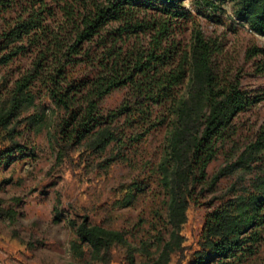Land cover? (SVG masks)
I'll list each match as a JSON object with an SVG mask.
<instances>
[{"label":"trees","instance_id":"16d2710c","mask_svg":"<svg viewBox=\"0 0 264 264\" xmlns=\"http://www.w3.org/2000/svg\"><path fill=\"white\" fill-rule=\"evenodd\" d=\"M225 5L264 36V0H191L193 10L184 0H0V167L13 154L35 157L29 135L46 128L57 166L143 169L114 206L149 194L159 203L134 229L75 209L67 222L79 264H113L118 251L130 264H184L195 204L209 210L187 264H264V121L246 144L234 139L236 118L264 100V88L243 83L226 37L206 35L199 19L224 22ZM245 59L264 74V46H249ZM116 91L121 102L105 107ZM157 131L162 142L146 156ZM0 215L15 220L7 207Z\"/></svg>","mask_w":264,"mask_h":264},{"label":"rangeland","instance_id":"374dc122","mask_svg":"<svg viewBox=\"0 0 264 264\" xmlns=\"http://www.w3.org/2000/svg\"><path fill=\"white\" fill-rule=\"evenodd\" d=\"M187 8L192 9L191 0H184ZM219 17L224 20L200 16L206 35H224L227 40V57L236 68L244 73L243 83L251 88H264V74H255L251 61L245 59L246 49L252 44L264 46V36L256 34L247 25L238 23L229 5ZM195 11V10H194ZM124 91L109 95L104 106L115 107L123 99ZM264 121V100L255 104L237 118L239 145L246 144ZM164 132L149 135L144 144L146 156L155 154L162 142ZM31 146H36V156H11L12 161L0 167V206L12 209L15 220L0 215V264H79L71 253L70 241L72 228L68 225L69 215L89 212L90 218L104 220L121 228L134 229L140 219H150L152 210L159 205L152 194L138 199L135 206L119 208L114 206L116 199L124 193V185L135 177H145L142 168H131L122 163L113 164L107 171H87L71 165H55V157L50 146L47 129L40 133H30ZM232 144L227 143L217 158L208 167L212 176L225 162V152ZM235 180V175L223 177L219 181V192L226 190ZM155 188V184L151 185ZM218 192V193H219ZM207 195L202 201H208ZM157 199V198H156ZM61 203H58V201ZM61 220L56 218V207ZM208 204H195L189 210V219L184 227L186 242L191 247L186 251L187 264L197 247ZM149 225L144 224L139 235ZM140 229V228H139ZM137 261L140 256H136ZM177 261V256L174 262ZM113 264H130L124 252H117Z\"/></svg>","mask_w":264,"mask_h":264}]
</instances>
